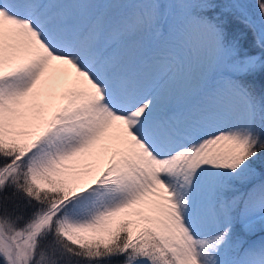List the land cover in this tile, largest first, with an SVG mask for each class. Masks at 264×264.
Masks as SVG:
<instances>
[{
    "label": "snow or ice",
    "instance_id": "snow-or-ice-1",
    "mask_svg": "<svg viewBox=\"0 0 264 264\" xmlns=\"http://www.w3.org/2000/svg\"><path fill=\"white\" fill-rule=\"evenodd\" d=\"M0 264H264V0H0Z\"/></svg>",
    "mask_w": 264,
    "mask_h": 264
},
{
    "label": "rangeland",
    "instance_id": "rangeland-1",
    "mask_svg": "<svg viewBox=\"0 0 264 264\" xmlns=\"http://www.w3.org/2000/svg\"><path fill=\"white\" fill-rule=\"evenodd\" d=\"M257 86L259 87V81L257 82Z\"/></svg>",
    "mask_w": 264,
    "mask_h": 264
}]
</instances>
